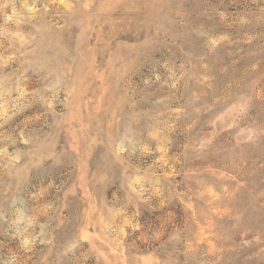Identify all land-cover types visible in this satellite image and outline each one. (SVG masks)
<instances>
[{
  "label": "rangeland",
  "instance_id": "1",
  "mask_svg": "<svg viewBox=\"0 0 264 264\" xmlns=\"http://www.w3.org/2000/svg\"><path fill=\"white\" fill-rule=\"evenodd\" d=\"M0 264H264V0H0Z\"/></svg>",
  "mask_w": 264,
  "mask_h": 264
}]
</instances>
